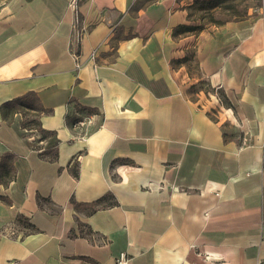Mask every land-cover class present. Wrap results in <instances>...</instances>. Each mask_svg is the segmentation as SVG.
I'll return each instance as SVG.
<instances>
[{
    "label": "crops",
    "instance_id": "0c3cea01",
    "mask_svg": "<svg viewBox=\"0 0 264 264\" xmlns=\"http://www.w3.org/2000/svg\"><path fill=\"white\" fill-rule=\"evenodd\" d=\"M199 1L0 10V107L35 92L56 132L35 147L0 112V264H264V11L217 23L225 0Z\"/></svg>",
    "mask_w": 264,
    "mask_h": 264
},
{
    "label": "trees",
    "instance_id": "16d2710c",
    "mask_svg": "<svg viewBox=\"0 0 264 264\" xmlns=\"http://www.w3.org/2000/svg\"><path fill=\"white\" fill-rule=\"evenodd\" d=\"M212 8L213 6L211 4H208V7L205 5V10H210ZM76 13H77L76 27H78V23L80 19L78 12ZM189 28L194 30L197 27H189ZM219 98L224 104H226L224 97L220 93H219ZM0 112L2 119L8 125H13L17 117H20L21 131L23 133L30 131L40 133L41 134L40 141L48 137L56 136V132L45 130L42 127V123H41L42 115L51 113V110L44 108V106L41 104L38 95L35 92H28L27 94L19 98L5 102L4 104L1 105ZM44 153L46 152H42L40 155L43 156ZM15 160H16V155L13 154L4 155L0 159V185H3L5 188H7L16 178ZM0 201L6 204H11V201L5 196H0ZM73 204L76 208L90 206V204H80L75 201L73 202ZM18 220L25 222L24 219H22L21 217ZM83 259L92 261L89 258L83 257Z\"/></svg>",
    "mask_w": 264,
    "mask_h": 264
},
{
    "label": "rangeland",
    "instance_id": "374dc122",
    "mask_svg": "<svg viewBox=\"0 0 264 264\" xmlns=\"http://www.w3.org/2000/svg\"><path fill=\"white\" fill-rule=\"evenodd\" d=\"M12 0H0V10L3 9V7L7 4H9ZM216 2L218 1L219 3L222 0H200L199 4L200 6H202L204 3L205 4H210L211 2ZM260 2L261 0H225L224 3H221V5L219 6L218 10H215L214 12H207V13H202L205 14V18H209L210 21L211 19L214 20V22L216 21L217 23H223L229 19H238V18H242L244 15H246L250 8L254 9L260 6ZM197 8H195V11L193 9L191 15H195V14H199L196 11ZM199 9V8H198ZM190 45V43H189ZM194 54V53H193ZM189 55H191V53H189ZM192 62L195 64L193 56L191 57ZM209 88L206 86L205 81H201L197 84H194L192 86H189V90L193 91L194 93H198L201 90H206V91H210L208 90ZM214 114H217L216 111H212ZM37 136H41L40 133H36ZM35 138V136H34ZM33 145L35 147H40L42 146L40 144V140L39 139H34V141H32ZM50 143H53L52 141H50Z\"/></svg>",
    "mask_w": 264,
    "mask_h": 264
},
{
    "label": "built area",
    "instance_id": "2783aa9c",
    "mask_svg": "<svg viewBox=\"0 0 264 264\" xmlns=\"http://www.w3.org/2000/svg\"><path fill=\"white\" fill-rule=\"evenodd\" d=\"M67 1L69 3V6L72 9H76L79 0H67ZM260 9L264 11V0H261ZM258 10L259 9H256V11ZM91 56L93 59L96 57V50H93ZM81 65L82 64L78 62L76 65V68L80 69ZM91 124H92V121L90 117L83 118L82 120H79L75 124H73V129L78 130L80 132L81 140L86 139V136L88 135V129ZM116 261H117V264H127L129 261V256L126 252H122Z\"/></svg>",
    "mask_w": 264,
    "mask_h": 264
}]
</instances>
